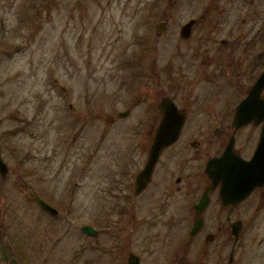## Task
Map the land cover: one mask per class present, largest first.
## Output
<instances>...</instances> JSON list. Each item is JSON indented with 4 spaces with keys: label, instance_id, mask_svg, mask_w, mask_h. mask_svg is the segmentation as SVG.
Segmentation results:
<instances>
[{
    "label": "rangeland",
    "instance_id": "374dc122",
    "mask_svg": "<svg viewBox=\"0 0 264 264\" xmlns=\"http://www.w3.org/2000/svg\"><path fill=\"white\" fill-rule=\"evenodd\" d=\"M204 9L208 21L200 31L209 25L212 37L227 34L233 46L251 15L254 29L249 41L234 47L235 52L250 50L255 69L264 53V0H0V152L11 170L5 181L0 178V219H15L14 229L21 228L32 259L89 264L90 239L80 230L81 222L88 220L91 210L113 203L112 192L119 190V183L107 192L100 188L110 183L121 134L134 123L141 132L144 128L138 110L119 117L115 112L123 108L117 101L94 108L88 103L102 100L120 85L125 89L128 81L140 85L141 78L129 80L130 61L136 63L140 44L146 46L153 38L160 44L152 50L144 81L152 91L161 84L169 90L171 84L157 78L154 63L160 70L183 58L181 24ZM164 17L168 23L157 35L156 23ZM200 36L204 42L208 34ZM169 39L174 45L164 55ZM179 77L175 73V80ZM82 79L85 85L92 79L93 93L88 85L76 87ZM66 80L75 82L67 96L60 88ZM64 99L78 100L79 113H62ZM140 154L143 159L145 153ZM80 159L84 161L75 170ZM69 180H84L81 188L72 184L80 199L68 194ZM39 192L59 205L57 215L38 206L34 195L41 196ZM40 216L48 220L42 224Z\"/></svg>",
    "mask_w": 264,
    "mask_h": 264
},
{
    "label": "flooded vegetation",
    "instance_id": "af4514ba",
    "mask_svg": "<svg viewBox=\"0 0 264 264\" xmlns=\"http://www.w3.org/2000/svg\"><path fill=\"white\" fill-rule=\"evenodd\" d=\"M250 8L248 5L246 11ZM205 9L197 18L190 16L181 24L179 35L186 45L185 53L181 54L183 58L171 60L160 70L156 68V61L154 63L157 78H166L171 84L169 90L161 84L152 91L144 81L152 50L160 44L158 38H153L146 46L140 44L141 55L138 54L137 62L130 61L133 70L129 80L137 82L141 78L142 83L134 85L128 81L125 89L120 85L106 93L102 100L88 103L94 108L117 101L123 108L115 112L119 117L136 114L138 110L144 128L141 132L137 123L130 124V130L121 134L123 142L117 148L110 183L100 188L101 192H107L115 188V182L119 183V190L112 192L113 203H107L104 209L91 210L88 220L81 222L80 230L90 239L86 246L89 264H128L131 254L137 257L138 264H264V176L258 183L252 182L251 175L235 171L230 157L219 166L208 168V162L220 157L232 139L234 153L244 160H250L257 149L264 122L252 118L235 128L234 117L237 106L264 71V53L253 69L252 54L247 47L235 52L239 43L249 41L254 29L250 14L245 19L246 26L241 25L242 33L235 38L238 40L234 47L227 34L216 33L212 37L209 25L200 31L201 24L208 21ZM191 20L187 35L183 36L182 29ZM167 23V17L156 23L157 35ZM159 25H164L161 30H158ZM207 34L202 42L200 35ZM167 42L164 55L174 45L170 39ZM175 73L180 75L177 80ZM66 82L67 85L60 84V88L67 96L68 87L74 88L75 82ZM85 83L82 79L76 87L84 89L88 85L93 93L92 79L90 84ZM260 95L264 98V89ZM75 101L67 103L64 99L62 113L69 115L75 111L78 114L82 106ZM164 123L180 124L181 128L176 139L160 150L153 167L149 168L151 148L161 135L159 126ZM80 130L84 133L82 128ZM93 152L94 149L89 151ZM140 153H145L143 159ZM83 161L75 163V170ZM227 161L233 166L224 171L222 165ZM19 162L23 165L24 159ZM10 172L8 167L4 176L0 173L1 180ZM114 172L118 174L116 178L112 177ZM70 182L68 194L71 191L72 197L80 199L76 196L79 191L72 184L81 188L84 180ZM228 185L234 191L227 189ZM39 194L41 196L35 194L34 198L44 200L57 213L38 206L48 215H57L61 210L59 205L48 194ZM204 195L208 203L199 212L196 205ZM224 195L235 200L224 203ZM199 218L201 225L192 235L194 221ZM2 220L1 262L43 264L44 261L32 259L28 253L30 247L23 240L21 228L17 225L14 229L15 219L4 221L5 224ZM38 220L44 224L48 219L40 216ZM84 226L92 233L85 232ZM4 233H7L5 242ZM2 246L7 256L5 260Z\"/></svg>",
    "mask_w": 264,
    "mask_h": 264
},
{
    "label": "water",
    "instance_id": "95a60500",
    "mask_svg": "<svg viewBox=\"0 0 264 264\" xmlns=\"http://www.w3.org/2000/svg\"><path fill=\"white\" fill-rule=\"evenodd\" d=\"M192 21L193 20L188 22V24L183 27L182 29L183 36L187 35L186 30ZM163 26L164 25H159L158 30H161ZM263 89H264V71L260 74L254 85L250 88L247 96L237 106L236 114L234 117L235 128H238L239 126L248 123L252 118H257L264 122V98L261 97L260 95ZM180 128H181L180 124L173 125L171 123L170 124L164 123L159 126L158 134L160 133L161 135H159L155 139V142L151 148L150 160L148 163L149 168L153 167L154 163L156 162L159 156L160 150L169 143H171L172 141H174V139H176L180 131ZM232 144H233V139L230 140V143L226 147V150L220 157L212 158L208 162V168H214L216 166H219V164H222L224 159L230 157L233 160V165L236 166L234 168L235 171H244L246 174L251 175L250 180L252 182L258 183L260 180H262L264 176V124L262 128L259 144L257 146V149L253 157L250 160H244L239 155L234 153ZM233 165L231 161H227L223 163L222 167H224L223 168L224 171H229L228 169H231ZM0 173L3 176L7 173V165L1 157V152H0ZM251 186L253 185L250 184L249 187L251 188ZM226 188L234 191V189L229 185ZM205 197L206 196L204 195L203 198L200 200V202L196 205V208L199 212H202L203 208L208 203V197L207 198ZM229 199L235 200L231 198H226L225 195L223 196L224 203L229 202L230 201ZM36 200L39 203V205L42 206L44 209L50 212L57 213V210L51 207L44 200L40 199L39 197H37ZM200 225H201V218L196 219L194 221L193 229L191 231L192 235L199 229ZM83 230L87 233H92L91 229H89L88 226H84ZM2 259L4 260L7 259L4 246H2ZM128 264H138L137 257L131 254L129 257Z\"/></svg>",
    "mask_w": 264,
    "mask_h": 264
}]
</instances>
